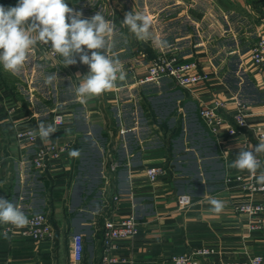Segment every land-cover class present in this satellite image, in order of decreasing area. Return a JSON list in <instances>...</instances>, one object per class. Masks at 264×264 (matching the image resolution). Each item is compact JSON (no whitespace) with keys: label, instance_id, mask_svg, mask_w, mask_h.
Wrapping results in <instances>:
<instances>
[{"label":"crops","instance_id":"crops-1","mask_svg":"<svg viewBox=\"0 0 264 264\" xmlns=\"http://www.w3.org/2000/svg\"><path fill=\"white\" fill-rule=\"evenodd\" d=\"M94 1L96 10L86 8L83 18L99 11L115 23L109 54L132 68L115 89L81 103L75 87L88 66L76 56L77 64L65 67L62 57L49 59L38 44L19 73L0 65V197L26 216L48 213L56 234L54 242H34L15 230L6 240L2 230L8 224H0V264H70L72 233L84 237L82 264H101L100 229L109 214L137 219L136 237L119 245L129 264H172L171 256L200 248L212 252L200 264L264 257V231L248 233L247 218L234 212V205L261 202L264 196L251 199L225 185L228 174L247 172L229 167L246 150L245 136H227L226 126L214 136L198 116L202 104L226 101V111L232 113L243 103L249 114V150L262 142L255 130L264 132V79L248 59L257 38L264 37L262 0ZM131 11L148 16L150 39L138 40L122 25ZM162 39L169 47L159 45ZM160 54L197 61L206 79L190 89L166 78L142 83L149 60ZM49 75L56 76L50 85L45 83ZM57 110L64 113L66 125L48 141L38 137L30 145L14 139L16 128L53 124ZM51 141L71 142L80 155L42 174L31 159L38 146ZM109 160L117 167L106 190ZM156 165H163L166 174L151 184L144 170ZM112 194L121 196L116 204L110 202ZM183 195L192 202L179 209ZM212 198L224 202L221 213L210 210Z\"/></svg>","mask_w":264,"mask_h":264},{"label":"built area","instance_id":"built-area-1","mask_svg":"<svg viewBox=\"0 0 264 264\" xmlns=\"http://www.w3.org/2000/svg\"><path fill=\"white\" fill-rule=\"evenodd\" d=\"M264 11V0L261 2ZM43 53L51 60H56L58 55L55 54L49 45L39 44ZM91 53L89 52V55ZM249 63L251 68L264 79V37L259 36L251 48L249 54ZM124 71H130L131 66H122ZM199 63L197 61H186L178 54H160L149 60L145 72L140 81L142 83L157 81L163 78L169 79L182 89H190L193 85L206 79V75L199 73ZM227 102L216 100L213 104H202L198 111L205 128L212 135H219L221 128L226 126L225 133L227 136H245L243 148L248 150L251 142L246 132L249 126V114L245 110L243 103H238L232 113L226 111ZM52 123L57 128L66 125V117L62 111L52 113ZM33 127L14 129V139L20 144H35L39 135L33 137ZM256 133L260 141H264V132L257 128ZM72 150L71 142L51 141L37 147L34 156L31 159V165L39 173L46 174L51 167L61 160H70L69 152ZM258 159L264 167V154H260ZM109 171L104 174V187L109 188L111 185L112 173L116 170L117 164L109 160ZM144 174L151 184L157 182L158 178L166 174L163 165L148 167ZM259 173L257 172V175ZM227 188L231 186L239 188L240 191L247 193L252 199L255 195L264 196V186L257 183L250 173L236 172L230 173L225 179ZM110 202L116 204L121 196L118 194L110 195ZM189 196H179L178 206L183 209L191 204ZM107 204V202H106ZM236 214L247 218V230L252 234L264 231V201L239 203L234 205ZM29 224L24 228H14L12 225H6L2 232L11 233L17 230V233L34 242H54L55 231L50 223L49 215L46 212L32 214L27 216ZM101 264H129L130 262L119 254V245L122 241H132L138 234V222L133 215L126 217H116L108 215L103 218L101 226ZM68 248L70 254V264H82L84 260L85 242L81 234L72 233L68 236ZM212 252L207 248H200L194 252L182 255H173L169 258L172 264H200L202 257L209 256ZM223 264H264L262 255H246L245 258L236 261H227Z\"/></svg>","mask_w":264,"mask_h":264},{"label":"clouds","instance_id":"clouds-1","mask_svg":"<svg viewBox=\"0 0 264 264\" xmlns=\"http://www.w3.org/2000/svg\"><path fill=\"white\" fill-rule=\"evenodd\" d=\"M121 23L138 40L151 38V21L145 14L127 12ZM115 32V23L99 11L90 18H83V13L69 7L66 0H18L16 6L7 10L0 6V65L6 72L19 73L38 43L49 45L55 54L62 57L65 67L77 64L76 56H79V62L87 65L89 72L82 76L75 87V94L81 103H86L87 99L115 89L118 81L126 79L120 60L109 54L114 46ZM158 43L161 47H169L166 40ZM55 79V75H49L45 83L50 85ZM57 130L53 124L40 122L37 130H33V137L39 135L43 141H48ZM249 149L240 150L229 167L247 170L259 185L264 186V171L257 175L262 168L258 156L264 154V141L258 143L254 151ZM79 155L78 149L69 152L70 157ZM209 203L215 214L224 210L223 201L212 198ZM0 224L20 229L26 227L29 220L19 206L0 197ZM4 238L10 239L7 232Z\"/></svg>","mask_w":264,"mask_h":264},{"label":"rangeland","instance_id":"rangeland-1","mask_svg":"<svg viewBox=\"0 0 264 264\" xmlns=\"http://www.w3.org/2000/svg\"><path fill=\"white\" fill-rule=\"evenodd\" d=\"M15 1L18 2V0H15ZM66 3L69 5V7L73 8L75 11H81L83 14H85V11H87L86 8L90 9L91 12H94L96 10V6H97L94 0H66ZM84 6H85V9H84ZM4 8L7 10L10 7L6 6ZM39 52L44 54L43 50L40 48V46H39ZM0 70H1V68H0ZM1 72H2V70H1Z\"/></svg>","mask_w":264,"mask_h":264},{"label":"trees","instance_id":"trees-1","mask_svg":"<svg viewBox=\"0 0 264 264\" xmlns=\"http://www.w3.org/2000/svg\"><path fill=\"white\" fill-rule=\"evenodd\" d=\"M17 1L15 0H1L0 1V6H3V7H14L17 5ZM0 80H1V76H0ZM101 235V234H100Z\"/></svg>","mask_w":264,"mask_h":264}]
</instances>
